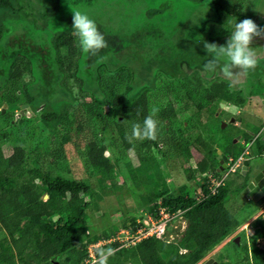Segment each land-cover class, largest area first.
Instances as JSON below:
<instances>
[{"label":"rangeland","instance_id":"rangeland-1","mask_svg":"<svg viewBox=\"0 0 264 264\" xmlns=\"http://www.w3.org/2000/svg\"><path fill=\"white\" fill-rule=\"evenodd\" d=\"M16 4L22 7V10L8 12V14L19 17L2 19L4 26L2 40L5 42L4 44L8 42L12 46H7L6 53H4L5 48L3 47L0 59L5 56L12 58L16 55L29 56L34 61L41 59L40 71L38 70L39 77L43 79L44 85H48L42 88L35 87L37 88L35 91L32 89L33 93L39 94L36 95L38 102L43 101L44 93H46V97H49L48 92H51V87L54 84L52 65L49 63L50 55L53 54L50 37L52 33L60 34L72 31V34L70 33L68 36L73 37L75 41L74 54L70 55L69 47L60 45V56L65 60L64 69L68 68L72 58L70 75L66 77L65 83L73 98L78 100L77 104H82L79 107L83 113L82 116H84L82 120L86 125H84V130L77 128L81 121L75 117L74 111L79 107H76L77 105L70 107L68 116L62 123L63 127H60L59 131L60 134L73 135L72 144L65 147L64 159L59 163L48 164L49 159L46 161L44 155L47 152L46 142L51 136L47 135L38 149L39 152H35L34 158L38 157L37 154L40 153L39 159L46 163V169L65 177L83 180L91 187V193L85 195V201L89 203L87 220L91 236H102L105 233L111 234V232L118 235L122 229L128 233L135 232L141 229L144 220L150 218V221H154L153 218L156 217L149 210L151 203L150 205L146 203L150 192L155 189H149L151 182L152 186L156 187L155 190L159 191L168 189L172 192L181 186H187L193 196H197L201 189L196 179L191 178L190 175L201 178V175L195 172L199 160L195 156L196 149L201 151L202 147L198 144L197 139L201 136L210 142V132L194 127L190 121H187L191 120V109L181 117L179 115L167 120L162 117L163 110L170 102L164 87L171 84L170 79L166 77V71L173 49H175V55L181 60L179 74L181 76H185L186 73L189 75L188 80H181L180 83L176 81V84L172 85L173 87L179 86L175 88L176 94H182L183 90L180 87L187 84L188 81L195 82V78H197L202 81L205 88L214 81H227L229 94L233 98H243L244 100V103L239 106L233 102L222 101L219 103L223 104L219 111L204 117V126L216 133L217 141L225 144L228 143L230 136H234L233 141L240 142L237 150L241 151L245 147L242 144L245 139L242 136L243 132L247 130L255 135L258 133L264 135V74L260 77L257 76L255 73L257 67L254 71L241 72L235 80H229L219 70L215 73L206 72L204 70L206 63L193 64L190 60L180 56L184 40L196 42L211 39L216 40L217 44H223L233 30L234 24L245 18H251L258 25L264 27V0H204L203 2L195 0H18ZM74 11H81L92 18L108 42V47L101 50L99 55L85 54L82 58L81 75L88 83L85 88L90 89L91 85L94 86V89L88 91H83L80 88V82L72 75L79 57L77 37L74 36L72 29ZM3 16H7V14L3 13ZM33 20L37 21L36 24ZM10 36L16 37V39H11ZM124 42L128 44L125 49ZM252 47L257 53V60L264 59V40H255ZM115 49L120 53L124 49L128 58L135 61L132 66L133 70L140 68L147 74L154 72L158 76L156 95L153 92L149 95H151V106L156 108L154 118L158 121L157 140L161 144L163 152L161 155L154 149L149 150L143 147L147 140L133 141L130 149L125 148L123 139L117 132L116 122L123 120L126 114L121 109L122 98H119L116 104L115 97L117 99L130 88L131 74L126 68L111 74L107 72L105 65H97L98 63H109L110 59H115L117 57ZM153 59H156V62H151ZM261 63L264 64V62ZM17 64L19 69L23 70L22 78L14 85L15 88L17 86V90H12L9 85L4 90L0 89V133L6 132L16 140V144L29 147L27 143H24L25 140L22 136L35 135L41 111L37 110L34 104H30L29 98L22 91L21 83L31 79L30 69L26 67L27 61L18 60ZM160 64L163 65V70L159 69ZM195 71L197 73H194ZM97 74L100 75L99 78ZM96 85L98 87H95ZM99 88L104 93V98L100 101L103 102L105 111L103 107L100 109L95 104L96 98L94 99L91 94V91H96ZM13 92L17 102L9 105L5 102V97L7 93L12 94ZM97 97L99 98V96ZM23 105L28 106V109L33 105L35 110L28 112L29 110L24 109L25 113L16 120V115L20 113ZM86 109L90 110L89 116L86 114ZM212 111L213 107L210 112ZM14 113L15 118L9 119L10 114ZM103 116L105 120L102 118ZM104 121L108 123L106 124ZM235 123L240 129L234 128ZM133 124L136 122H126L127 136L131 135ZM186 126L188 127L186 128ZM104 127L111 130L110 134L106 132V136L112 135L115 141L114 144L108 143L106 155L111 159L113 166L117 165L118 170L112 181L105 178L101 183L99 177L86 163L85 153L86 145L91 141H96L98 145L102 143L100 138L104 135ZM179 129L183 131L189 144L195 148H192V156L186 154L185 146L179 137ZM106 143L107 139L104 138L103 144ZM219 151L221 152V150H218V155ZM138 152L146 156H148L147 154L156 155L157 170L143 171L140 169L138 171L136 169L139 165ZM238 172L230 173L226 177V182L228 184L241 182L243 176L241 177ZM208 175L203 174L204 177ZM233 196L225 200V205L230 209H236L235 215L241 225L197 264H205L211 258L219 263L245 264L243 246L248 244L253 233L259 231L262 224L258 219L263 217L264 211H260V206L255 200L250 199L246 192L239 195L236 193ZM158 202H162V198H159ZM160 217L164 218L165 214ZM56 218L57 216L54 217V219ZM186 226L187 221L182 214L172 217L167 222V231L163 240L177 242L181 239ZM116 235L113 238L116 239L118 237ZM237 237H239V249L233 244V238ZM140 242L142 241L137 244ZM257 243L264 247V237L260 238ZM106 244L103 242L101 247L106 248L108 246Z\"/></svg>","mask_w":264,"mask_h":264},{"label":"trees","instance_id":"trees-1","mask_svg":"<svg viewBox=\"0 0 264 264\" xmlns=\"http://www.w3.org/2000/svg\"><path fill=\"white\" fill-rule=\"evenodd\" d=\"M195 1L203 2L204 0ZM16 3L18 0H0V55L3 53V47L5 48L4 53H6L7 46H12L8 42L4 44L5 42L2 40L4 31L2 19L18 16L8 14V12L22 10V7L17 6ZM3 13L7 16H3ZM33 22L36 24L37 21L33 20ZM70 33L72 34V31L60 34L52 33L50 37L53 54L50 55L49 63L52 65L51 72L54 84L51 87V92H48L49 97H46V93L43 94L42 102H38L36 95L39 94L33 93V90H37L35 87L42 88L48 85H44L43 79L39 77L38 70L40 71L41 59L34 61L25 55H16L12 58L5 56V58L0 59V89L4 90L9 85L14 91L17 90V86L15 88L14 85L19 82L23 73L17 62L18 60L27 61L26 67L30 69L31 79L21 83L22 91L29 98L30 104H34L35 108L41 111L40 122L36 125L35 135L22 136L25 140L24 143H27L29 147L16 144V140L6 132L0 133V264H84V260L88 256L86 250L89 243L98 242L101 237L108 240L114 235L111 232V234L105 233L102 236H91L87 220L89 203L85 201V195L91 193V187L85 181L55 174L54 171L46 169V163L39 159L40 153L37 154L38 157L34 158L35 152H39L38 149L47 136L51 137L46 142L47 152L44 157L46 156V161L49 159V165L54 162H61L65 157V147L72 144L73 135L60 134L59 132L60 127H63L62 123L68 116L69 108L76 105V107L82 106V104H77L79 103L78 100L73 98L65 83L66 77L70 75L69 69L72 58L68 68L64 69L65 60L60 56V45L69 47L70 55L74 54L75 41L73 37L68 36ZM10 38L16 39V37L11 36ZM184 41L185 43L181 47V58H186L193 64L207 63V58L210 56L203 48L205 39L196 42ZM206 41L209 43L217 42L211 39ZM76 43L79 46V57L72 75L80 82V88L83 91H88L94 89V86L91 85L90 89L85 88L88 83L81 75L82 58L85 53L79 45L78 38ZM127 45L124 42V49ZM124 49L121 53L115 49L117 51L115 59H110L109 63H98L97 65H105V69L111 74L125 68L129 69L131 74L130 88L117 99L115 97L116 104L119 98H122L121 109L126 114L123 120L116 122L117 132L123 139L125 148L130 149L131 143L126 138V122L131 121L142 125L145 117L156 110L155 107L151 106V95L149 94L153 92L156 95L158 76L154 72L147 74L140 68L133 70L132 66L135 61L128 58ZM170 54L166 77L170 79L171 84L164 87L170 102L163 110L162 117L166 120L179 115L181 117L182 114L191 109L192 117H190L191 120L187 121H190L194 127L208 130L211 134L210 142L201 136L197 139L198 144L202 147L201 151L196 149L195 156L199 160L195 172L201 175V178L190 175L191 178L196 179L201 189L197 193V197L190 193L187 186H181L172 192L168 189L159 191L158 189L155 190L156 187H153L151 182L149 189H155L150 192L146 200L149 205L151 203L149 210L157 217L160 208H165L170 214L181 211L182 216L187 221L181 239L177 242H167L152 237L129 247L121 246L119 243L109 244L106 248L111 247L116 251L115 255L109 258L108 264H197L241 225L240 220L235 215L236 209L228 208L225 205V200L235 196L236 193L238 195L247 193L248 178L241 175L239 171V175L243 176L241 182L228 184L225 179V182L218 187L216 192L212 193L210 180L203 174L207 173L215 177L223 176L227 172V168L219 170L218 150H221V159L227 163L229 158L237 159L243 154L247 144L254 137L250 131H242V136L245 138L242 144L245 145V149L238 151L237 147L240 142L233 141L234 136H230L228 143L222 144L217 141L216 133L204 126L203 119L208 114L216 113L221 106L219 103L222 101L233 102L239 106L244 103V100L243 98H233L229 94L227 81H214L205 88L202 81L197 78H195L196 84L194 81H188L187 84L180 87L183 93L176 94L175 88L179 86L173 87L172 85H175L176 81L180 83L181 80H188L189 75L187 73L185 76L179 74L181 60L175 55V49ZM165 60L167 59L165 58ZM161 61L163 60L161 59ZM151 62H156V59ZM261 62H264V59L258 60L257 71L255 72L259 77L264 74V64ZM162 64L159 66L161 70H163ZM97 77L99 78L100 75L97 74ZM96 91H91L94 99L96 98L95 104L100 109L103 107L105 111L103 102L100 101L104 98V93L101 88ZM7 95L5 97L7 104L11 105L17 102L14 92L12 94L7 93ZM211 107H213L212 112H210ZM86 111L88 112H86L87 116H89L90 110L86 109ZM10 115L9 119L15 118V113ZM74 115L81 121L77 128L84 130L86 124L82 120L84 116H82L80 107L74 111ZM102 118L105 120L104 116ZM234 128L240 129L236 123ZM103 131L104 135L100 138L102 143L98 145L96 141H91L86 145L85 153L86 163L99 177L101 183L105 178L112 181L118 170L117 165L113 166L111 159L106 155L108 143H115L112 135L106 136V132L110 134L111 130L104 127ZM179 134L180 140L185 146L186 154L192 156L193 145L189 144L181 129H179ZM104 138L107 139L106 144H103ZM143 147L149 150L154 149L161 155V144L157 139L154 141L147 140ZM251 149L254 150L255 155L263 156L264 138L261 136L256 138ZM147 155L138 152L139 165L136 167L138 171L140 169L143 171L157 170L156 155ZM46 195L48 196L47 199H45ZM159 198H162V202H158ZM55 216H57L56 219H54ZM258 221L262 224H259L261 225L259 231L250 236L248 244L242 249L245 264H264V247L257 243L260 238L264 237L263 217Z\"/></svg>","mask_w":264,"mask_h":264},{"label":"clouds","instance_id":"clouds-1","mask_svg":"<svg viewBox=\"0 0 264 264\" xmlns=\"http://www.w3.org/2000/svg\"><path fill=\"white\" fill-rule=\"evenodd\" d=\"M73 13V34L78 38L82 51L90 56L99 55L101 50L108 47V42L104 34L99 31L96 22L86 13H82L81 11H74ZM257 39L264 40V27L258 25L251 18H245L234 24L233 30L223 44L203 41V48L207 55L211 57L204 65V70L212 73L219 70L229 80H235L241 72L247 73L254 71L257 67L258 60L257 53L252 46ZM155 115L156 113L153 111L152 114L145 117L142 125L140 123L133 124L131 135L126 137L130 143L137 140L154 141L157 139L159 128L158 121L154 118ZM260 134H252L254 139L246 146L245 151L248 150L249 153L245 155L244 161L252 155L254 157H260L255 155L251 149V145ZM261 158H264V154ZM227 163H225V168H227ZM242 166L237 171L241 172ZM115 251L111 247L98 248L96 250L97 259L94 261V264H108L109 258L115 255Z\"/></svg>","mask_w":264,"mask_h":264},{"label":"built area","instance_id":"built-area-1","mask_svg":"<svg viewBox=\"0 0 264 264\" xmlns=\"http://www.w3.org/2000/svg\"><path fill=\"white\" fill-rule=\"evenodd\" d=\"M248 153H249V151L246 150L244 152V154L239 156L237 159L229 158V161L227 163V172L223 176L215 177L211 174H209L207 176L210 180V183H211L210 189H211L212 193H215L216 190L218 189V187L224 183V181L226 179V175H229L230 173H235L238 169L241 168L242 163L245 159V155H247ZM162 214H165L164 218L160 217V215H162ZM181 214H182L181 211L170 214L165 208H160L159 212H158V217L154 215V217H156V218H153L154 221H150V218L147 220H144L141 229L138 228L139 229L138 231H135V232L131 231L128 233V232L123 231V229H122V230H120L118 235L115 234L116 236H118L116 239L113 238V236H115V235H113L108 240L101 239L98 242L89 243L87 246V250H86L88 256H87V258H85L84 264H94V261L97 259L96 249L101 247L103 242L107 243L106 245L113 244V243H119L121 246L129 247V246L136 245L137 242L143 241V240L150 238V237H157V238L163 239L164 236L166 235V231H167L166 230L167 229V222L172 217H175V216H178ZM166 215H168V218H166ZM130 233H132V234H130ZM117 239H119V240L117 241Z\"/></svg>","mask_w":264,"mask_h":264},{"label":"water","instance_id":"water-1","mask_svg":"<svg viewBox=\"0 0 264 264\" xmlns=\"http://www.w3.org/2000/svg\"><path fill=\"white\" fill-rule=\"evenodd\" d=\"M24 108L25 105L23 106L22 111L16 115V120L24 113ZM28 110V112H30L31 110H35V108L31 105ZM233 121H235L234 118ZM221 157V152L219 151L218 159L220 160V171L226 167V164ZM241 173L244 177L248 178L246 188L248 197L255 200L259 206H264V160L260 159V157H254V155L250 156L244 161ZM47 197L48 196L46 195L45 199H47ZM237 239H239V237H237ZM205 264H219V262L210 259L206 261Z\"/></svg>","mask_w":264,"mask_h":264},{"label":"flooded vegetation","instance_id":"flooded-vegetation-1","mask_svg":"<svg viewBox=\"0 0 264 264\" xmlns=\"http://www.w3.org/2000/svg\"><path fill=\"white\" fill-rule=\"evenodd\" d=\"M24 106V105H23ZM23 106H21V110H20V112L22 111V108H23ZM24 109H26V110H28V106H26L25 105V108ZM220 109V108H219ZM219 109H218V111H219ZM24 111V113H25V110H23ZM23 113V114H24ZM217 116V115H216ZM259 136H261V137H263L264 138V135H263V133H261ZM262 159V158H261ZM262 160H264V158L262 159ZM262 216V215H261ZM263 219H264V213H263ZM239 239H237V238H233V244H235L236 246H237V248L239 249L240 248V243L239 242H237ZM212 259V258H211ZM208 260H210V259H208ZM207 260V261H208Z\"/></svg>","mask_w":264,"mask_h":264},{"label":"crops","instance_id":"crops-1","mask_svg":"<svg viewBox=\"0 0 264 264\" xmlns=\"http://www.w3.org/2000/svg\"><path fill=\"white\" fill-rule=\"evenodd\" d=\"M255 44H256V42H255ZM262 59H263V58H262ZM252 134H253V133H252ZM253 151H254V150H253ZM221 156H222V154H221ZM246 194H247V193H246ZM259 209H260V211H264V207H262V208L260 207ZM258 211H259V210H258ZM259 217H260V216H259ZM259 217H258V218H259Z\"/></svg>","mask_w":264,"mask_h":264}]
</instances>
